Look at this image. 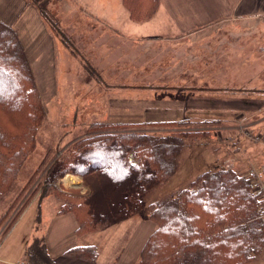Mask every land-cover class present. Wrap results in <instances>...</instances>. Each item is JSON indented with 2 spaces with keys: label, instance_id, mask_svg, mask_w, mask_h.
<instances>
[{
  "label": "rangeland",
  "instance_id": "374dc122",
  "mask_svg": "<svg viewBox=\"0 0 264 264\" xmlns=\"http://www.w3.org/2000/svg\"><path fill=\"white\" fill-rule=\"evenodd\" d=\"M23 2L26 5L19 17L3 16L12 25L0 20L13 28L21 40L37 77L46 117L37 132L35 147L11 190L0 198V217L7 213L0 227V247L7 240L5 245L11 254L17 248L20 255L25 252L28 256L30 246L27 250L24 247L31 243H42L47 252L49 249L57 253L80 239L87 241L85 243L96 241L92 240L93 234H76L74 215H58L61 203L49 194L44 195L42 184L57 159L68 155L73 145L87 137L90 127L97 123L160 124L166 127L155 132L182 137L184 144L175 174L147 197V203L158 204L175 196L200 175L222 164L226 167L230 164L244 174L252 167L264 165L252 156L255 152L251 159H244L241 154V151L253 150L252 147L261 148L264 153V144L256 140L257 136L264 137V76L254 74L264 70V38H260L258 32H245L231 25L211 33L209 38L214 43L195 44L163 34L144 41L118 36L92 13L83 15L82 8L76 16L63 2L56 11L42 10V13L50 24L49 30L60 35L65 48L56 46L45 28L47 32L42 31L40 37L48 38L52 49L45 55L51 58L42 60L41 51L45 47L39 48V8L42 9L45 0ZM123 3L125 6L124 0ZM4 9L0 6V10ZM125 9L135 23H145L159 13L157 6L153 17L141 21L133 19L126 6ZM0 15L4 14L0 11ZM67 31H70L68 36ZM219 33L235 38L221 42L223 38L218 39ZM199 94L206 99L201 100ZM223 95L235 96V107L246 110L241 115L238 111L230 115L232 122H200L228 114L206 107L218 106L221 101L212 100L211 96ZM245 100H250L246 105L251 103V106H242ZM187 119L194 125L181 122ZM175 122L181 123L172 124ZM229 125L236 126L240 136L251 137L246 149L243 145L238 147L240 151L229 147L222 150L224 147L220 145H225L226 140L230 142L226 137L233 131L226 128ZM241 156L244 160L238 158ZM242 163L244 165L239 166ZM73 178L80 179L79 185L68 189L73 182L68 184L67 181ZM61 180L57 187L65 189L66 186L68 190H65L72 194H80L79 189L84 187L78 175L68 173Z\"/></svg>",
  "mask_w": 264,
  "mask_h": 264
},
{
  "label": "trees",
  "instance_id": "16d2710c",
  "mask_svg": "<svg viewBox=\"0 0 264 264\" xmlns=\"http://www.w3.org/2000/svg\"><path fill=\"white\" fill-rule=\"evenodd\" d=\"M124 2L131 17L142 21L155 15L160 0ZM45 117L37 77L21 40L0 20V198L11 190L34 149ZM160 127L166 126L92 125L87 137L57 159L42 184L44 195L61 203L58 215L72 213L77 233L85 234L144 214L156 229L139 264H256L264 259L259 195L239 169L222 164L175 196L158 204L146 202L175 174L184 144L180 136L155 132ZM68 173L82 177L86 196L57 187ZM6 215L0 217V227ZM27 251L26 264H54L42 243H33ZM65 254L95 261L99 251L90 245L71 248Z\"/></svg>",
  "mask_w": 264,
  "mask_h": 264
},
{
  "label": "crops",
  "instance_id": "0c3cea01",
  "mask_svg": "<svg viewBox=\"0 0 264 264\" xmlns=\"http://www.w3.org/2000/svg\"><path fill=\"white\" fill-rule=\"evenodd\" d=\"M63 2L67 4L68 11L74 15H76V13L78 15L81 13L80 8H82V13L85 16L89 14L87 12L92 13L97 20L105 23L120 37L129 36L147 41L146 38H155L158 35L163 34L170 35L171 37H179L195 44L205 41L214 43V41L209 38L211 33L219 27H230L232 25L245 32H258L260 38H264V0H160L158 15L145 23H135L129 18L123 0H45L43 3L44 6L45 4H47V6H42V9L39 8V48L43 45L45 47V49H42L41 51L44 53L43 58H40L42 60L51 58V56L45 57V55L47 52L51 53L50 49H52L47 43V40L49 39L46 37H44L45 39L40 37V33L42 31L45 32V28L49 30L48 26H50L47 18L43 15L42 10L56 11L61 7ZM25 5L26 4L23 0H0V6L5 8L4 10H0L4 14L0 15V19H3L6 24L12 25L5 21V15H9L10 17L13 15L17 18L20 16L19 13L24 10ZM15 7H17V9ZM17 30L20 33V30ZM64 33L66 34V32ZM66 35H70V31H67ZM48 36L51 37V40L54 39V41H56V46L61 45L65 48L63 39L60 35H57L56 32L53 33L49 30ZM217 36H219L218 39L220 37L223 38V41L221 42L230 41L231 38H235L234 36H225L224 33H219ZM254 74L264 76V70H260ZM197 84L198 83L196 82V85ZM201 95L202 94L198 95L201 100L206 99L204 98L205 96ZM211 97L212 100L217 99L220 100L221 103H219L218 106L210 107L206 105V107L215 112L222 113L226 111L228 114L223 118L217 117L206 120L203 119L200 121L203 124L210 122H219L221 124L223 122H232L230 121V115L237 111L241 115L242 112L246 110L244 109L245 107H235L237 105V101L234 100L236 99L234 98L235 96L223 95ZM247 101L250 100H245V105L242 106H251V103L246 105ZM186 121L191 122L190 119L181 122ZM245 127L246 126L244 125V128ZM220 128H225V126ZM226 128H232L233 131L226 136L230 142L228 143L226 140L225 145H220V147H224V149H221L228 150L227 148L229 147L230 150H237L238 147L243 145H245L246 149L247 141L251 138L246 135L240 136V131L236 130V126L229 125L226 126ZM237 139H240V141ZM252 149L253 150H244L245 152L241 151V154H244V159H251V155L255 152L252 156L256 157L261 162H264V153H262L261 148L254 149L252 147ZM226 155L230 156V153H226ZM243 156L238 158L243 159ZM243 165L244 163L239 166ZM261 165L263 164H259V166ZM79 180L80 179L77 178V183L74 184L73 182V186H69L70 188L68 187V189H76V186H78L80 182ZM67 182L68 184L72 183L70 180ZM80 189L81 191L78 195L86 196L88 188L84 186ZM77 229L78 223L75 229L76 234L80 236L93 234L94 236L92 237L94 239L92 240L96 241H92L93 243H85L87 241L80 239L78 243H74L71 247L64 248L63 250L60 249L57 253H51L48 249L54 264H139L142 251L150 236L154 233L156 225L141 213L103 231L78 234ZM99 240H103V243H99ZM106 242L108 243L106 244ZM5 243L0 247V264H25V252L20 255L16 248V252L11 254L9 252L10 248L7 244L5 245ZM31 244L24 248L27 250ZM90 245L97 246L99 251V255L95 261H90L77 256H67L65 254L71 248ZM16 247L19 246L17 245ZM260 263H264V259H260L256 264Z\"/></svg>",
  "mask_w": 264,
  "mask_h": 264
},
{
  "label": "built area",
  "instance_id": "2783aa9c",
  "mask_svg": "<svg viewBox=\"0 0 264 264\" xmlns=\"http://www.w3.org/2000/svg\"><path fill=\"white\" fill-rule=\"evenodd\" d=\"M256 140L258 142H263V138L261 136H257ZM232 165L228 164V167ZM247 177L251 180L253 184L254 192L259 195V203L260 207L263 210L264 214V167L255 168L252 167L247 172Z\"/></svg>",
  "mask_w": 264,
  "mask_h": 264
},
{
  "label": "bare ground",
  "instance_id": "6f19581e",
  "mask_svg": "<svg viewBox=\"0 0 264 264\" xmlns=\"http://www.w3.org/2000/svg\"><path fill=\"white\" fill-rule=\"evenodd\" d=\"M260 167H264V165H261ZM70 182H76V179L75 178L70 179Z\"/></svg>",
  "mask_w": 264,
  "mask_h": 264
}]
</instances>
